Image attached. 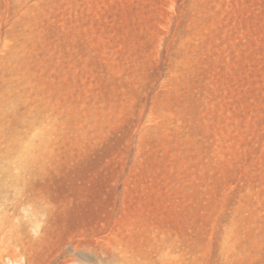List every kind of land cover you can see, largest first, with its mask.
Masks as SVG:
<instances>
[{"label": "rangeland", "instance_id": "1", "mask_svg": "<svg viewBox=\"0 0 264 264\" xmlns=\"http://www.w3.org/2000/svg\"><path fill=\"white\" fill-rule=\"evenodd\" d=\"M0 264H264V0H0Z\"/></svg>", "mask_w": 264, "mask_h": 264}, {"label": "bare ground", "instance_id": "2", "mask_svg": "<svg viewBox=\"0 0 264 264\" xmlns=\"http://www.w3.org/2000/svg\"><path fill=\"white\" fill-rule=\"evenodd\" d=\"M121 262V261H120Z\"/></svg>", "mask_w": 264, "mask_h": 264}]
</instances>
